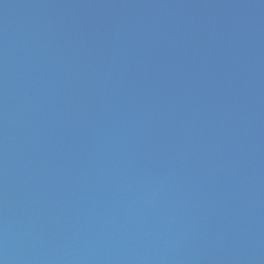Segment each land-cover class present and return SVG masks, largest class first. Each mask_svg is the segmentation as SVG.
Wrapping results in <instances>:
<instances>
[{
	"label": "water",
	"instance_id": "1",
	"mask_svg": "<svg viewBox=\"0 0 264 264\" xmlns=\"http://www.w3.org/2000/svg\"><path fill=\"white\" fill-rule=\"evenodd\" d=\"M0 264H264V0H0Z\"/></svg>",
	"mask_w": 264,
	"mask_h": 264
}]
</instances>
